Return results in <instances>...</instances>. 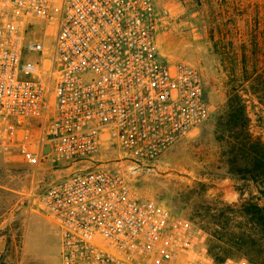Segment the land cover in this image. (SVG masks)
Wrapping results in <instances>:
<instances>
[{"label": "built area", "instance_id": "built-area-1", "mask_svg": "<svg viewBox=\"0 0 264 264\" xmlns=\"http://www.w3.org/2000/svg\"><path fill=\"white\" fill-rule=\"evenodd\" d=\"M158 25L155 0H0V150L71 165L115 147L148 165L205 123L203 75L161 56ZM42 203L61 264H250L218 260L189 218L106 164L58 177Z\"/></svg>", "mask_w": 264, "mask_h": 264}, {"label": "rangeland", "instance_id": "rangeland-1", "mask_svg": "<svg viewBox=\"0 0 264 264\" xmlns=\"http://www.w3.org/2000/svg\"><path fill=\"white\" fill-rule=\"evenodd\" d=\"M155 3L159 52L201 71L209 118L148 165L119 160L115 147L71 165L49 160L31 165L17 150H0V264H61L60 233L47 215L43 194L58 177L103 164L126 173L139 194L189 218L218 258L264 264V230L245 213L250 201L264 206V183L230 173L217 133L228 98L238 91L246 99L253 131L264 137V85L254 83L264 74V0ZM244 233L248 237L241 241Z\"/></svg>", "mask_w": 264, "mask_h": 264}, {"label": "trees", "instance_id": "trees-1", "mask_svg": "<svg viewBox=\"0 0 264 264\" xmlns=\"http://www.w3.org/2000/svg\"><path fill=\"white\" fill-rule=\"evenodd\" d=\"M254 83L264 85V74L255 77ZM217 133L218 139L225 144L223 154L227 158L230 173L242 175L254 183H264V137L253 131L246 99L238 91L230 94L226 114L218 124ZM245 213L264 230V206L250 201ZM245 237L248 235L244 233L239 238L246 241ZM210 252L212 253L211 250ZM214 256L218 260L226 259Z\"/></svg>", "mask_w": 264, "mask_h": 264}, {"label": "water", "instance_id": "water-1", "mask_svg": "<svg viewBox=\"0 0 264 264\" xmlns=\"http://www.w3.org/2000/svg\"><path fill=\"white\" fill-rule=\"evenodd\" d=\"M50 151V146L49 145H46L45 149H44V152L45 153H48Z\"/></svg>", "mask_w": 264, "mask_h": 264}]
</instances>
